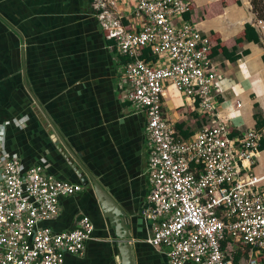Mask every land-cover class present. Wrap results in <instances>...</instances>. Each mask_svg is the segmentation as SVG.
<instances>
[{
	"label": "crops",
	"instance_id": "0c3cea01",
	"mask_svg": "<svg viewBox=\"0 0 264 264\" xmlns=\"http://www.w3.org/2000/svg\"><path fill=\"white\" fill-rule=\"evenodd\" d=\"M190 1V18L212 39L214 49L238 48L235 62L221 53L212 56L221 75V119L236 135L264 131L255 118L259 113L264 120V21L257 19L250 0ZM92 2L0 0L1 155L18 159L25 170L40 163L57 179L82 184L59 149L52 123L130 218L135 264H168L166 249L146 242L151 227L142 217L151 191L147 119L122 99L127 59L105 38ZM247 24L261 43L237 44ZM143 57L149 59L147 52ZM164 88L167 117L182 137L194 136L200 118L196 103L170 82ZM256 167L257 162L255 172ZM82 216L91 219L95 232L84 255H67L64 264H122L118 240L91 187L61 198L59 215L43 226L56 233L70 231Z\"/></svg>",
	"mask_w": 264,
	"mask_h": 264
},
{
	"label": "built area",
	"instance_id": "2783aa9c",
	"mask_svg": "<svg viewBox=\"0 0 264 264\" xmlns=\"http://www.w3.org/2000/svg\"><path fill=\"white\" fill-rule=\"evenodd\" d=\"M92 4L105 38L127 59L122 99L147 119L146 242L165 248L168 264H264V176L253 171L264 131L236 135L221 119V75L210 37L190 18L191 1ZM166 82L193 100L205 121L188 139L165 113ZM1 154L0 264H64L67 255L83 256L95 232L88 216L62 233L43 226L59 215L60 199L82 193L83 185L57 179L40 163L25 170Z\"/></svg>",
	"mask_w": 264,
	"mask_h": 264
},
{
	"label": "water",
	"instance_id": "95a60500",
	"mask_svg": "<svg viewBox=\"0 0 264 264\" xmlns=\"http://www.w3.org/2000/svg\"><path fill=\"white\" fill-rule=\"evenodd\" d=\"M32 97L36 104L39 105V102L36 100V98L33 95ZM50 125L61 141L59 149L62 150L65 155H68L67 158L69 157L68 159L71 161L73 168L77 171L79 178L82 180V184L86 188L91 187L94 191L101 211L105 219L109 222V227L114 231V235L118 240L122 264H135L130 238L131 220L127 213L111 196L109 191L98 181V179L91 172H89L81 160L68 149V146L66 145L62 136L59 134L57 128L52 123H50Z\"/></svg>",
	"mask_w": 264,
	"mask_h": 264
},
{
	"label": "trees",
	"instance_id": "16d2710c",
	"mask_svg": "<svg viewBox=\"0 0 264 264\" xmlns=\"http://www.w3.org/2000/svg\"><path fill=\"white\" fill-rule=\"evenodd\" d=\"M250 2H251L252 10L256 14L257 19L264 21V0H250ZM210 40L212 42L211 56L221 53V54H224L225 57L229 59L231 62H235L239 59V56H236V52L238 50L237 47H234L232 51H229L226 49V47H221L220 45H219V49H216V48L214 49L213 41L211 38ZM246 41L261 43V38H260L259 33L256 31L254 27L248 24L246 25L245 33L238 37L237 44L239 45ZM263 59H264V56H263ZM125 62H127V60ZM255 118L257 119V126L259 128L264 127V120H262V117H260L259 113L255 114ZM203 124H205V121L199 118V126H198L197 131L201 129ZM262 151H264V136L262 137L261 144H260V152ZM223 246L226 247V243ZM244 255L245 257H247L248 251ZM241 256H242V253L238 254L236 256V260L238 261Z\"/></svg>",
	"mask_w": 264,
	"mask_h": 264
},
{
	"label": "rangeland",
	"instance_id": "374dc122",
	"mask_svg": "<svg viewBox=\"0 0 264 264\" xmlns=\"http://www.w3.org/2000/svg\"><path fill=\"white\" fill-rule=\"evenodd\" d=\"M256 162H257V167H256V172L255 171L254 172L257 174L258 177H261L264 174V153L261 154L260 159H258ZM228 250H231V248Z\"/></svg>",
	"mask_w": 264,
	"mask_h": 264
}]
</instances>
